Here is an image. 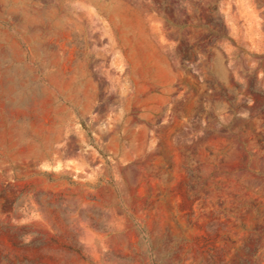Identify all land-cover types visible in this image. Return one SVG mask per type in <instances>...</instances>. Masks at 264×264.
<instances>
[{
    "label": "rangeland",
    "instance_id": "rangeland-1",
    "mask_svg": "<svg viewBox=\"0 0 264 264\" xmlns=\"http://www.w3.org/2000/svg\"><path fill=\"white\" fill-rule=\"evenodd\" d=\"M0 264H264V0H0Z\"/></svg>",
    "mask_w": 264,
    "mask_h": 264
}]
</instances>
